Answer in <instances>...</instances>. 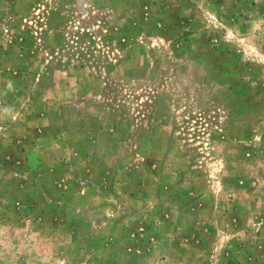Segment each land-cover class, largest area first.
<instances>
[{"label": "rangeland", "instance_id": "rangeland-1", "mask_svg": "<svg viewBox=\"0 0 264 264\" xmlns=\"http://www.w3.org/2000/svg\"><path fill=\"white\" fill-rule=\"evenodd\" d=\"M0 264H264V0H0Z\"/></svg>", "mask_w": 264, "mask_h": 264}]
</instances>
